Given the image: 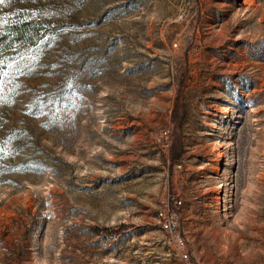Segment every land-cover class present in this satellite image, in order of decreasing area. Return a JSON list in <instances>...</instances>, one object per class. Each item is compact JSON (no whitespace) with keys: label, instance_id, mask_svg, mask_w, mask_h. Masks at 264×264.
I'll list each match as a JSON object with an SVG mask.
<instances>
[{"label":"rangeland","instance_id":"obj_1","mask_svg":"<svg viewBox=\"0 0 264 264\" xmlns=\"http://www.w3.org/2000/svg\"><path fill=\"white\" fill-rule=\"evenodd\" d=\"M0 264H264V0H3Z\"/></svg>","mask_w":264,"mask_h":264},{"label":"built area","instance_id":"obj_2","mask_svg":"<svg viewBox=\"0 0 264 264\" xmlns=\"http://www.w3.org/2000/svg\"><path fill=\"white\" fill-rule=\"evenodd\" d=\"M177 203L180 204V201H178ZM158 217H159V222H160L162 230L171 231L175 227L176 218H175V214L174 213H172V212H170V213L159 212L158 213ZM178 242L180 243L181 246H183V243L180 240H178ZM182 257L186 258V254L183 253Z\"/></svg>","mask_w":264,"mask_h":264},{"label":"trees","instance_id":"obj_3","mask_svg":"<svg viewBox=\"0 0 264 264\" xmlns=\"http://www.w3.org/2000/svg\"><path fill=\"white\" fill-rule=\"evenodd\" d=\"M36 28L33 25H30V23H25V24H21L19 26H16L15 30H14V34L16 36V38L18 39H24L26 37H33V35H35Z\"/></svg>","mask_w":264,"mask_h":264},{"label":"snow or ice","instance_id":"obj_4","mask_svg":"<svg viewBox=\"0 0 264 264\" xmlns=\"http://www.w3.org/2000/svg\"><path fill=\"white\" fill-rule=\"evenodd\" d=\"M3 2V0H0V3H2Z\"/></svg>","mask_w":264,"mask_h":264}]
</instances>
